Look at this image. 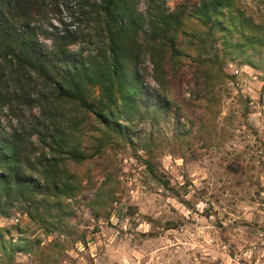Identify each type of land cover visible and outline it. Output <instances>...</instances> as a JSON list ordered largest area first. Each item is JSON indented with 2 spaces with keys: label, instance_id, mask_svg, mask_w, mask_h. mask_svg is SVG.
Here are the masks:
<instances>
[{
  "label": "rangeland",
  "instance_id": "obj_1",
  "mask_svg": "<svg viewBox=\"0 0 264 264\" xmlns=\"http://www.w3.org/2000/svg\"><path fill=\"white\" fill-rule=\"evenodd\" d=\"M129 1L140 91L118 119L123 136L108 138L77 105L42 115L68 127L71 146H93V134L101 153L59 161L56 191L1 198L0 264H264V0H225L223 30L209 34L195 15L205 0ZM92 4L36 2L39 41L87 59L105 40ZM97 96L87 90L89 102ZM88 122L98 129L88 133Z\"/></svg>",
  "mask_w": 264,
  "mask_h": 264
},
{
  "label": "trees",
  "instance_id": "obj_2",
  "mask_svg": "<svg viewBox=\"0 0 264 264\" xmlns=\"http://www.w3.org/2000/svg\"><path fill=\"white\" fill-rule=\"evenodd\" d=\"M38 1L0 0V200L56 191L62 181L59 161L64 164L99 157L102 145L93 134L88 140V145L93 146L81 148L68 143V127L46 125L50 124L49 120L41 117L50 113V108L77 105L106 129L107 137L113 140L123 136L118 119L130 113L140 91L139 74L131 68L130 50L135 35L131 25L135 11L129 0H100L98 6L89 5L102 25L105 40L94 54L80 61L66 55L65 48H48L39 41L31 21L32 6ZM224 7H228L225 0H205L196 8L195 15L207 26L208 34L215 26L223 30L218 15ZM171 16H168L170 20ZM154 22L150 21L149 26L153 27ZM165 25L163 35L170 26ZM153 32L151 29L147 38L155 39ZM61 39L67 44L74 41L68 34ZM168 45L171 56L176 57L179 51L174 37L168 39ZM89 88L98 89L94 102L88 101ZM118 103L124 109L120 110ZM35 105L42 109L39 115L33 113ZM13 120L19 123L17 127ZM87 125L88 133L98 129L90 122ZM66 188L67 184L62 182V190ZM102 193L100 187L92 196L91 205ZM8 257L12 259V251Z\"/></svg>",
  "mask_w": 264,
  "mask_h": 264
},
{
  "label": "built area",
  "instance_id": "obj_3",
  "mask_svg": "<svg viewBox=\"0 0 264 264\" xmlns=\"http://www.w3.org/2000/svg\"><path fill=\"white\" fill-rule=\"evenodd\" d=\"M232 75L235 76L237 74V70H233L231 71ZM230 84L232 85V87L234 88V90H237V84H235L234 81H231Z\"/></svg>",
  "mask_w": 264,
  "mask_h": 264
}]
</instances>
